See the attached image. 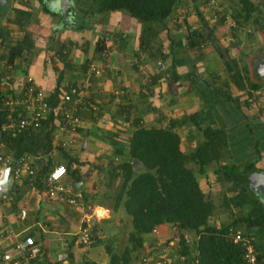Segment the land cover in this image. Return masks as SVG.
<instances>
[{"label": "crops", "instance_id": "1", "mask_svg": "<svg viewBox=\"0 0 264 264\" xmlns=\"http://www.w3.org/2000/svg\"><path fill=\"white\" fill-rule=\"evenodd\" d=\"M70 1L72 7L66 15L59 0L0 2L2 80L8 79L10 88L16 89L30 76L47 95L58 85L61 90L77 86L82 90L84 105L89 101L95 103L91 113L78 116L79 121L73 123L76 132L60 130L61 122L56 120L55 149L66 144L64 150L78 162L62 181L68 190L62 201L49 198V188L44 183L47 176L38 177L34 187L27 180L15 181L7 191L10 202L0 209V237L6 233L13 236L1 243L0 264H10L2 259L5 253L16 255L13 253L16 236L32 237L39 243V264H106L102 247L82 248L77 238L83 229L89 228L99 238L114 239V245L119 247V241L126 239L128 231L124 226L127 223L130 227L131 219L122 209L116 215L113 210L122 179L108 188L107 173L111 165L129 161L128 146L135 131L132 124L135 117L146 128H169L174 124V131L180 136V150L186 154L206 142L204 128L224 131L229 155L222 164H235L243 169L256 162L258 172L264 174V152L261 156L256 152L257 142L264 151V118H259L251 108L253 105L244 107L242 102L247 95L234 86L231 93L240 98V107L214 91L228 80L223 56L246 65L252 81L264 82V0H251L256 10L247 20L235 18L248 12L241 11L242 5L237 0H215L217 11L208 2L201 3L200 11L213 29V41L193 50L188 48L187 28L198 29L201 23L196 8L188 7L190 1L185 0L165 28L157 26L156 44H162L165 54L172 53L167 61L147 54L138 57L142 26L127 13L92 16L89 13L92 0ZM18 9L27 11L29 17L18 14ZM26 36L33 43V56L25 53L27 60L15 62L16 70H12L3 55L7 47L20 43ZM99 39L106 42L108 50L102 54L96 52ZM93 66L103 68V73L93 75L90 71ZM259 96H264V89L254 95ZM64 157L61 152H53L51 169L65 166ZM217 168L218 165L212 167L214 176ZM208 171L204 176L197 175L206 195L212 194L210 189H204L209 188V180L213 181L212 172ZM251 191L264 196V190ZM79 195L81 203L71 205L70 200ZM247 210L224 213L228 220L225 222L242 217ZM174 229L172 225H164L156 234L146 236L142 249V254L147 255L146 264L159 260L158 247L171 237L174 240L170 245L175 246V237L171 236ZM255 233L256 249L264 257V229ZM140 262L141 259L135 264Z\"/></svg>", "mask_w": 264, "mask_h": 264}, {"label": "trees", "instance_id": "2", "mask_svg": "<svg viewBox=\"0 0 264 264\" xmlns=\"http://www.w3.org/2000/svg\"><path fill=\"white\" fill-rule=\"evenodd\" d=\"M184 1L92 0L90 12H88L92 16L103 13H127L142 26L138 57L147 54L152 58L159 57V60L167 61L170 60L172 53L165 54L162 44H156L159 36L157 26L165 28L173 13L184 4ZM188 1L197 4V16L201 23L198 29L194 30L190 26L187 28L188 48L193 50L202 48L207 42L213 41V29L209 28L208 22L200 11L198 3L201 0ZM205 1L210 5L211 0ZM237 1L242 5L241 11L248 12L235 18L239 20L240 17H244L247 20L256 10L255 5L251 0ZM17 13L29 17V13L23 9H18ZM96 44L97 53L102 54L108 51L104 40L99 39ZM7 48L3 60H6L12 70H16L15 62L27 60L25 53L29 52L30 56H33L31 55L33 43L29 36H26L20 43ZM223 60L228 80L221 82L220 88H215L214 91L223 96L227 102H232L240 107V98H235L231 93V86H234L238 91L247 95L246 100L242 102L245 108L252 104L256 107L261 97L255 98L254 95L264 89V82L252 81L249 77L248 67L241 65L239 61L228 60L225 56H223ZM172 68L175 70L174 67ZM1 79L2 77H0ZM69 90H61L58 85L49 95L50 105L56 107ZM2 94L3 96L13 94L10 86ZM93 104L95 103L87 102L84 105L86 106L85 110L77 116H87V113L92 112ZM261 104H259L258 110L260 119L264 118V108H261L264 106ZM123 114L125 115V113ZM125 116L129 118L127 114ZM55 119L56 116L50 114L38 131L25 132L16 138H5L8 151L15 158L24 155L47 157L46 166L43 163L39 177H46L52 171L51 155L55 151L61 152L65 156L64 159L67 161L65 167L68 173L78 164L77 160L72 158L62 145L55 149L53 145ZM193 121L196 122L195 117ZM132 124L135 131L129 140V161L111 165L107 173L108 188L114 186L119 178L122 179L114 198L113 210L116 215L122 209L125 216L131 219V229L129 226H126L128 228L124 226L128 231L127 243L120 248L118 244L114 245V239L99 238L92 231L93 244L91 248H103L107 256L106 264H135L140 259L146 264L147 255L143 254V259L141 258L142 249H145L147 241L146 236L152 234L155 228L159 230L164 225H172L179 232H176V244L174 247L170 245L173 238L169 239L166 244L170 245L171 251L175 255L169 252L167 257L157 259L155 264H174L173 256L183 260L182 264H246L242 247L234 244L228 236L231 231L236 230L256 235L255 231L264 229V196L253 193L247 183L244 184L240 181L241 177L259 171L256 162L246 165L243 169L235 164H222V160L229 155L228 136L224 131H215L210 127L204 128L202 131L206 142L186 154L180 150V136L174 131V124L169 128H146L141 125L139 117H135ZM256 152L258 156L264 152L259 142L256 145ZM134 160H138L142 165L138 172L132 167ZM215 165H218L215 170L216 182L223 187L226 186L218 204L211 194H205L197 179V174L204 176L208 169ZM14 182L12 179L8 190L12 189ZM40 185L42 186V184ZM235 209L248 210L242 217H235L229 223H222L220 226L211 224V219L219 211L230 213ZM187 234L193 237L191 242L184 238V235ZM35 243L40 249L39 243ZM80 246L85 248L83 245ZM257 254L259 264H264V257L258 253V250ZM40 256L41 249L39 255L33 260L34 264H39ZM69 259H72L70 253Z\"/></svg>", "mask_w": 264, "mask_h": 264}, {"label": "built area", "instance_id": "3", "mask_svg": "<svg viewBox=\"0 0 264 264\" xmlns=\"http://www.w3.org/2000/svg\"><path fill=\"white\" fill-rule=\"evenodd\" d=\"M18 2L20 0H11ZM210 5L216 8V1L211 0ZM1 49V48H0ZM91 73L100 75L103 73L101 67H91ZM11 82L0 80V209L9 204L10 197L7 191L14 181L27 180L31 187H34L42 170L43 163L47 162V157L24 155L20 158H15L8 151V145L5 138H16L25 132L38 131L41 129L43 122L48 119L50 114L56 116V120L61 122L60 130L67 132L74 131L73 123L78 122V114L85 110L82 100V90L79 87H71L64 94L61 102L53 107L48 99L49 95L37 85L34 78L27 76L23 83L18 84L17 88L10 90L11 95H4V92ZM95 110V107H93ZM63 147H67L63 144ZM67 176V170L64 166H56L52 169L49 175L44 179L46 187L49 188L48 196L50 199L62 201V197L67 193V188L63 186L62 181ZM82 196H76L70 200L71 205H79ZM157 228L153 230L156 234ZM13 236L6 233L0 237V246L4 239ZM229 239L237 245H240L244 252V260L246 264H259L258 254L256 249V236L254 234H245L241 230L231 231ZM14 255L5 253L2 257L5 263L10 264H34L33 260L39 255L40 249L32 237L20 239L16 236ZM187 240V235H184ZM189 242V240H187ZM78 244L83 245L86 249L91 248L93 237L89 228L83 229L78 236ZM159 264V263H156Z\"/></svg>", "mask_w": 264, "mask_h": 264}, {"label": "rangeland", "instance_id": "4", "mask_svg": "<svg viewBox=\"0 0 264 264\" xmlns=\"http://www.w3.org/2000/svg\"><path fill=\"white\" fill-rule=\"evenodd\" d=\"M218 1V0H217ZM203 2H205V0H201L199 3H198V6H201L200 4L201 3H203ZM196 5L197 4H195V3H193L192 1H190V5L188 6V7H193V10L196 8ZM204 6H205V3H204ZM202 7V6H201ZM210 7H212V6H210ZM215 6H213L212 8H214ZM195 11H197L196 9H195ZM259 78V76L258 75H256V77H255V79L257 80ZM221 84V83H220ZM262 98H263V101H259V103H257L256 104V107L253 105V107H251L252 109H254V110H256V112L258 113L259 111V104L260 103H262L261 105L262 106H264V96L263 97H261V100H262ZM262 109L264 108V107H261ZM264 111V110H263ZM213 167V166H212ZM212 167H210V171H208V172H212L211 173V175H212V178H213V181H211V180H209V183H208V187L209 188H207L206 186H204L205 188V190L207 191L208 189H210L211 190V192H212V194H211V197L216 201V203L218 204V202H219V200L221 199V197H222V195H223V191H224V189H226V186H221L219 183H217L216 182V178H214L215 176H214V170H212ZM141 169H139V171H140ZM198 175V174H197ZM218 186L220 187V188H218ZM209 191V190H208ZM227 214V213H226ZM224 215V213L223 212H218L216 215H215V217L214 218H212L211 219V224L212 225H216V226H220L222 223H227V222H225V221H228L227 220V217L226 216H223ZM232 219H229V222L231 221ZM228 222V223H229ZM124 226V225H123ZM126 226H128V224L126 223V225H125V228H128V227H126ZM130 228V227H129ZM125 231H127V230H125ZM179 233L178 232V230L177 229H174L173 230V232H172V235L171 236H174V237H177V233ZM159 234V233H158ZM179 236V235H178ZM125 237H126V239H123L124 241H119V243H120V248H122V246L124 245V244H126L127 243V236L125 235ZM157 237L159 238V236L157 235ZM170 237V236H169ZM157 238V239H158ZM172 238V237H171ZM122 239V238H121ZM187 240H189V242H191L192 240H193V237L191 236V235H188L187 234ZM158 248H160L159 249V258H161V257H167V255H169V252H170V254H172V255H175V254H173L172 253V251H171V247H170V245H167L166 243H163L160 247H158ZM168 253V254H167ZM144 255L142 254V256H141V258L143 257ZM143 259V258H142ZM173 259H174V264H182L183 263V260H180V259H178V257H175V256H173ZM142 264H145L144 262H142Z\"/></svg>", "mask_w": 264, "mask_h": 264}, {"label": "water", "instance_id": "5", "mask_svg": "<svg viewBox=\"0 0 264 264\" xmlns=\"http://www.w3.org/2000/svg\"><path fill=\"white\" fill-rule=\"evenodd\" d=\"M6 0H0V2H5ZM62 8L64 9V14L66 15L67 11L72 7V2L70 0H59ZM259 75V74H258ZM132 167L135 171H139L142 168L141 163L138 160L132 162ZM240 180V179H239ZM242 183L246 184L251 189H261L264 190V174L261 172H256L249 174L247 176L241 177L240 180Z\"/></svg>", "mask_w": 264, "mask_h": 264}, {"label": "clouds", "instance_id": "6", "mask_svg": "<svg viewBox=\"0 0 264 264\" xmlns=\"http://www.w3.org/2000/svg\"><path fill=\"white\" fill-rule=\"evenodd\" d=\"M65 167V166H64ZM66 168V167H65ZM68 173V172H67Z\"/></svg>", "mask_w": 264, "mask_h": 264}]
</instances>
